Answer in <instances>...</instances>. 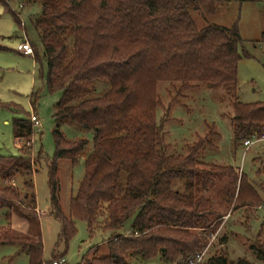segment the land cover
Listing matches in <instances>:
<instances>
[{"label":"trees","instance_id":"trees-1","mask_svg":"<svg viewBox=\"0 0 264 264\" xmlns=\"http://www.w3.org/2000/svg\"><path fill=\"white\" fill-rule=\"evenodd\" d=\"M0 3L24 28L9 0ZM31 3L41 5L32 22L43 48L41 55L32 42L33 55L47 65L50 94H61L54 112L56 151L48 163L51 214L61 223L53 257L75 236L76 221L83 220L91 234L100 230L107 235L103 243L108 254L99 255L100 246L93 247L79 264H135L132 256L191 264L208 248V236L219 225L205 193L218 180L232 184L225 191L227 203L237 208L264 203L257 189L264 195V182L255 187L233 166L198 158L207 146H214V131L188 146L187 155L169 156L156 120L161 81L182 83L181 88L238 87L239 62L251 57L239 50L243 38L238 26L199 27L194 17L201 12L206 20L205 15L215 14L219 0H24L23 6ZM38 98L39 91L32 92L33 106ZM10 107L14 113L24 111ZM232 108L236 144L264 133V102L235 99ZM64 122L92 134L90 153L85 154L86 138L64 135L59 128ZM11 127L14 138L24 144L18 142V155H0V216L6 222L0 226V245L18 246L30 264H50L43 255L33 181L44 153L33 156L27 145L34 135L31 114L14 117ZM82 158L84 177L71 196L67 217L58 198V161ZM179 183L183 188H174ZM14 217L29 224L26 233L13 228ZM254 251L264 260V244ZM58 260H64L63 253ZM203 264L252 263L217 254Z\"/></svg>","mask_w":264,"mask_h":264},{"label":"rangeland","instance_id":"rangeland-1","mask_svg":"<svg viewBox=\"0 0 264 264\" xmlns=\"http://www.w3.org/2000/svg\"><path fill=\"white\" fill-rule=\"evenodd\" d=\"M23 1L9 0L12 11L20 14L24 28L17 23L13 13L0 3V155L19 154L18 141L12 132V119L35 113L40 125H34V135L27 145L32 146L33 156L41 150L44 153V159L35 165L33 175L44 244L43 255L50 264L54 260L60 261L58 258L61 253L64 257V263L61 264H79L93 247L100 246L99 255L108 254V248L103 243L107 235L100 230L91 234L87 223L78 220L75 236L67 246L61 244L56 251L58 256L53 257L61 223L51 214L52 190L48 163L53 161L56 151L53 131L57 129L58 123L54 112L61 94H50L44 60L39 61L34 55H24L16 50L17 45L27 39L37 46L41 55L43 52L32 22L39 15L41 5L31 3L23 6ZM194 17L199 27L207 24H236L243 38V46L239 50H246L251 57L242 58L239 62L236 89L229 90L223 86L212 89L203 85L181 88L182 83L179 82L158 83L160 104L156 110V120L163 128L166 153L169 156H185L188 146L214 131L217 134L212 138L214 146H207L198 158L207 163L233 166L238 172L245 173L251 184L258 187L264 182V141L250 146H245L244 141L236 144L231 117L235 99L264 102V42H260L264 31V0H219L215 14L205 15L206 20L201 12ZM37 91L38 102L33 106L31 94ZM13 105L20 106L23 113H14L10 107ZM59 128L68 139L86 138L89 145L85 154L90 153L93 141L91 133L70 122L62 123ZM82 159L74 163L68 159L58 161V198L67 217L70 216L71 196L77 193L84 177ZM18 184L21 185L22 181L19 180ZM230 186L232 184L228 180H218L209 192H205L215 206L219 225L216 226V232L208 236L209 246L203 262L213 255L223 254L229 260L246 258L252 264H264V260L259 259L254 251L255 247L264 244V203L256 207L237 208L226 202L225 191ZM174 188L182 189L183 185L175 184ZM1 225L3 219L0 216ZM130 261L135 264H163L158 258L136 260L132 256ZM0 264H30V260L27 253L20 252L18 246L5 244L0 245Z\"/></svg>","mask_w":264,"mask_h":264},{"label":"built area","instance_id":"built-area-1","mask_svg":"<svg viewBox=\"0 0 264 264\" xmlns=\"http://www.w3.org/2000/svg\"><path fill=\"white\" fill-rule=\"evenodd\" d=\"M16 50L24 55H33L34 50L33 47L31 45V43L25 39L22 40L16 47ZM31 121L34 125L39 126L40 125V121L38 116L34 113L31 115ZM259 141H264V133L261 135H257L254 134L252 137L246 139L244 141V145L245 146H250L252 144H254L255 142H259ZM19 143H22V141H18ZM215 238V236H213ZM206 251V250H205ZM203 252L201 254H199L192 262L191 264H203V260H204V256L206 252ZM64 263V260H60V261H54L53 264H61Z\"/></svg>","mask_w":264,"mask_h":264},{"label":"crops","instance_id":"crops-1","mask_svg":"<svg viewBox=\"0 0 264 264\" xmlns=\"http://www.w3.org/2000/svg\"><path fill=\"white\" fill-rule=\"evenodd\" d=\"M1 218L3 219V225H5L6 222L4 218L3 217ZM12 225L14 226L15 230L22 232V233H26L29 227V224L24 219L23 221H21V219H18L17 217L13 218Z\"/></svg>","mask_w":264,"mask_h":264},{"label":"water","instance_id":"water-1","mask_svg":"<svg viewBox=\"0 0 264 264\" xmlns=\"http://www.w3.org/2000/svg\"><path fill=\"white\" fill-rule=\"evenodd\" d=\"M82 161H83V159H82Z\"/></svg>","mask_w":264,"mask_h":264}]
</instances>
